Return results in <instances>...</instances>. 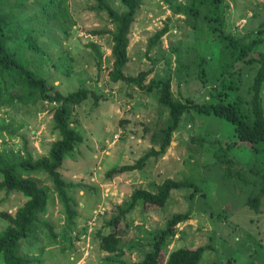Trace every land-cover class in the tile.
Wrapping results in <instances>:
<instances>
[{
    "label": "rangeland",
    "instance_id": "rangeland-1",
    "mask_svg": "<svg viewBox=\"0 0 264 264\" xmlns=\"http://www.w3.org/2000/svg\"><path fill=\"white\" fill-rule=\"evenodd\" d=\"M46 1L0 0V14L11 31L7 45L29 70L61 94L83 88L95 92L100 101L95 106L89 97L72 109L70 126L82 135L83 142L65 157L60 170L65 181L81 184L68 191L75 211L72 223L48 175L18 170L19 177L40 181L49 193L47 213L40 217L49 227L39 225L23 240L21 253L38 257L44 264H117L105 259L115 252H122L126 262H137L149 250L151 233L163 229L174 214L190 211V219L176 227V235L164 247L166 255L179 248L209 246L199 264H264V198L258 207L262 212L247 203L259 193L250 168L264 153L255 154L248 144L237 142L229 122L192 112L182 116L163 157L149 160L143 170L106 179V171L133 164L153 147V139L159 140L158 129L168 122L167 111L158 105L154 93L109 80L115 26L91 9L96 0ZM106 1L119 13L126 11L120 0ZM175 3L183 0H143L131 26L124 73L136 76L154 67L147 83L167 74L165 63L172 72L178 55L184 69L180 79L172 75L174 97L210 100L218 76L217 42L208 28L198 35L183 16L174 15L169 5ZM221 11L225 31L234 38L251 42L264 36V0H223ZM166 24L169 32L147 53L148 39ZM95 31L107 33L92 35ZM27 34L39 52L28 49L22 40ZM196 54L206 59L208 82L204 87L196 76ZM253 73V67L240 66L234 76L241 86L237 95H246ZM260 97L264 114V84ZM53 106L42 101H0V154L4 159L20 162L28 155L33 160L46 156L58 139L53 131ZM259 146L264 150V144ZM219 154L235 165H221L216 159ZM165 179L191 181L200 192L192 197L193 188L175 190L162 207H137L116 227V245L101 250L97 233L112 230L108 223L113 211L125 207L133 190L155 193ZM24 201L18 193L7 196L2 192L0 212L13 215ZM6 225L0 217V231Z\"/></svg>",
    "mask_w": 264,
    "mask_h": 264
},
{
    "label": "trees",
    "instance_id": "trees-1",
    "mask_svg": "<svg viewBox=\"0 0 264 264\" xmlns=\"http://www.w3.org/2000/svg\"><path fill=\"white\" fill-rule=\"evenodd\" d=\"M51 2L47 0L44 4ZM120 2L126 8L123 13L117 12L106 0H96V4L91 7L95 12L104 14L115 26V31L111 33L112 63L108 78L112 83L121 82L134 86L146 94L154 93L158 105L167 111L168 122L163 128L158 129L159 140L156 142L153 139V147L133 164L121 165L106 171L104 177L112 180L124 173L143 170L149 160L163 157L172 142L173 134L179 128L182 116L192 112L213 115L229 122L234 128L237 142L248 144L255 154L264 153L259 146L264 144V114L260 97L264 84V36L249 42L246 38H234L227 33L225 18L221 11L223 0H183V3L170 4L172 13L183 16L184 22L194 29L196 34L200 35L205 27L208 28L218 45L216 92L210 95L211 99L203 102L190 98L177 99L173 95L171 84L173 76L180 79L184 69L178 55L172 72L168 68V63H165L167 74L162 77H152L147 83L146 80L153 73L154 67L141 71L136 76L124 73L129 60L131 26L136 20L143 0H120ZM10 32L4 16L0 14V101L9 103L19 100L24 104H36L42 101L54 105L51 110L53 131L58 134V139L52 142L46 156L37 160H33L28 155L27 159L20 162H11L0 154V193L3 192L7 196L18 193L25 199L24 203L15 209L13 215L0 212L1 219L7 223L0 231V261L3 264H44L38 257L30 258L22 254L20 249L23 240L29 239L39 225L49 227L40 219L47 213L49 193L40 181L19 177L18 170L48 175L54 194L59 199L69 222L72 223L75 211L72 209V199L68 191L77 189L81 184L65 181L60 172L65 157L73 153L83 142L82 135L70 126L72 109L89 97L97 106L100 97L95 92L83 88L68 95L55 90L44 77L36 75L27 68L25 62L16 57L15 52L7 45ZM168 32L167 24L155 32L147 41V53L158 47ZM106 33L95 31L91 34ZM22 40L27 42L29 50L39 52V46L30 34L22 36ZM258 46H262V50H257ZM194 65L196 76L204 87L208 82L205 70L206 59L196 54ZM241 65L254 68L252 81L247 86L246 95L242 97L237 95L241 86L234 78ZM231 94H234L233 98H230ZM216 156L221 165L227 167L235 165L225 156L220 154ZM250 172L257 178L255 183L258 185L259 193L256 197L248 199L247 203L254 211L262 212L258 207L264 198V157L250 168ZM189 188H193L192 197L200 192L193 182L174 179H165L157 185L155 193L143 189L133 190L125 207L113 211L108 223L112 230L107 234L97 233L100 249L106 251L116 245V227L137 207L142 209L162 207L173 191ZM189 219L190 211L174 214L163 229L151 233L148 241L149 250L137 262H126L123 260L122 252L110 253L112 255L105 259L117 264H199L209 246L194 249L179 248L168 255L164 253V247L176 235V227ZM128 249L130 251L133 247L130 246Z\"/></svg>",
    "mask_w": 264,
    "mask_h": 264
}]
</instances>
